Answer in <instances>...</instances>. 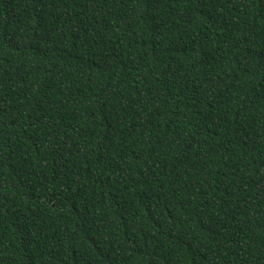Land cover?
I'll return each mask as SVG.
<instances>
[{"label": "trees", "instance_id": "16d2710c", "mask_svg": "<svg viewBox=\"0 0 264 264\" xmlns=\"http://www.w3.org/2000/svg\"><path fill=\"white\" fill-rule=\"evenodd\" d=\"M0 264H264V0H0Z\"/></svg>", "mask_w": 264, "mask_h": 264}]
</instances>
